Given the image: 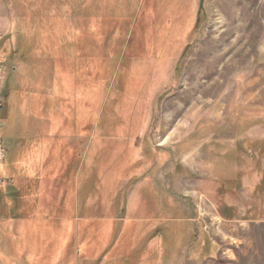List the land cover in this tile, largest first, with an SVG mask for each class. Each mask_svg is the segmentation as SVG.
<instances>
[{
	"label": "rangeland",
	"instance_id": "374dc122",
	"mask_svg": "<svg viewBox=\"0 0 264 264\" xmlns=\"http://www.w3.org/2000/svg\"><path fill=\"white\" fill-rule=\"evenodd\" d=\"M0 264H264V0H0Z\"/></svg>",
	"mask_w": 264,
	"mask_h": 264
},
{
	"label": "built area",
	"instance_id": "2783aa9c",
	"mask_svg": "<svg viewBox=\"0 0 264 264\" xmlns=\"http://www.w3.org/2000/svg\"><path fill=\"white\" fill-rule=\"evenodd\" d=\"M1 152H2V151H1V149H0V154H1Z\"/></svg>",
	"mask_w": 264,
	"mask_h": 264
}]
</instances>
